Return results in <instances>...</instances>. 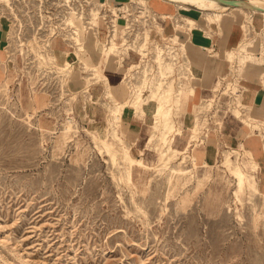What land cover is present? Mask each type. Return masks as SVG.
I'll return each instance as SVG.
<instances>
[{"label": "rangeland", "instance_id": "obj_1", "mask_svg": "<svg viewBox=\"0 0 264 264\" xmlns=\"http://www.w3.org/2000/svg\"><path fill=\"white\" fill-rule=\"evenodd\" d=\"M157 1L0 0V264H264V158L247 146L264 122L237 117L243 74L254 66L264 81L250 11L264 14L200 9L245 32L206 85L179 36L163 34ZM121 94L137 119L114 118ZM163 106L176 154H160Z\"/></svg>", "mask_w": 264, "mask_h": 264}, {"label": "crops", "instance_id": "obj_2", "mask_svg": "<svg viewBox=\"0 0 264 264\" xmlns=\"http://www.w3.org/2000/svg\"><path fill=\"white\" fill-rule=\"evenodd\" d=\"M97 1L103 5H111L112 8L123 7L128 2V0ZM152 9L158 16L160 14L167 16L166 19H163V34L169 36V38L177 34L180 43L186 45L187 55L192 65V74L199 78L198 81L209 85V82H204L209 76L214 79L218 75H222L224 71L228 73L229 69L221 68L219 64L221 62V64H224V61L227 60L225 57L227 52L236 49L244 40L245 32L242 28V21L240 22L238 18L230 13L224 14L220 20L212 16L213 20L209 21L205 17L204 10L161 0L153 3ZM250 16H252V31L258 29L259 34H261L264 31V16L253 14L251 11ZM179 18L185 22L184 32L176 30L175 24ZM189 18L195 22L193 28H191L190 23H186ZM259 44H261V41ZM214 54L218 56L216 59L217 66L214 63ZM185 62L187 61L185 60ZM239 89L243 115L240 116L236 113L235 115L242 120L250 119L255 122H264V81H262L261 70L257 72L254 66L246 70L241 78ZM189 91L186 95L189 97L195 96V94L190 95ZM123 101H125V96L118 95L117 102ZM137 114L138 112L133 107L128 106L122 112L121 119H137ZM186 117L190 119L189 115H186ZM247 146L254 151L257 159L264 158V141L262 139L249 138Z\"/></svg>", "mask_w": 264, "mask_h": 264}, {"label": "bare ground", "instance_id": "obj_3", "mask_svg": "<svg viewBox=\"0 0 264 264\" xmlns=\"http://www.w3.org/2000/svg\"><path fill=\"white\" fill-rule=\"evenodd\" d=\"M171 1H174V2H180V3H182V4H184V5H189V6H193V7H196V8H198V9H205V10H207V11H216V10H220L221 12H222V10H226L227 8H230V9H239V10H245V9H247V10H252V11H255V12H260V13H262V14H264V0H238V3H239V6H237V7H228V6H224V5H222L221 4V1L222 0H171ZM217 15V14H216ZM220 16V15H219ZM79 17L73 12V15L70 17V23H75V21L78 19ZM217 18H218V16H217ZM211 19V18H210ZM211 20H213V19H211ZM98 22V17L97 16H95V18H94V21H93V23H97ZM192 22V21H191ZM251 27V26H250ZM249 31H250V29H249ZM249 33V32H248ZM75 34L78 36V38L81 40V30L79 29V28H77L76 30H75ZM77 39V38H76ZM81 43V42H80ZM115 45H117V43H115V42H112V45L108 48V54H110V53H112L113 52V49H114V47H115ZM242 46V45H241ZM238 48V47H237ZM236 48V49H237ZM244 48V47H243ZM242 49V48H241ZM243 50V49H242ZM236 51V50H235ZM237 52V51H236ZM235 52V53H236ZM242 53V52H241ZM237 55V54H236ZM250 55V54H249ZM230 56V55H229ZM244 56V55H243ZM241 57V56H240ZM236 58V57H235ZM258 59V58H257ZM163 60V59H162ZM234 60V59H233ZM235 60H237V59H235ZM158 62H159V59H158ZM69 63V61H67V64ZM159 64V63H158ZM161 65V64H160ZM167 65H169V64H167ZM162 66V65H161ZM164 66V65H163ZM162 66V67H163ZM171 66V65H170ZM159 67V66H158ZM166 67V66H165ZM168 67V66H167ZM166 67V68H167ZM172 67V66H171ZM170 68V67H169ZM160 69V68H159ZM163 69V68H162ZM171 69V68H170ZM172 71V70H171ZM165 72V71H164ZM173 72V71H172ZM169 73V72H168ZM171 73V72H170ZM166 76V75H165ZM164 78V77H163ZM162 80V79H161ZM164 80V79H163ZM191 80H193V81H196V80H199V78L196 76V75H194V78H191ZM171 83V82H170ZM159 85H162V84H160L159 83ZM167 85V84H166ZM173 85V84H172ZM168 86H170V85H168ZM175 86H176V84H175ZM154 87H155V85H154ZM157 87V86H156ZM161 87V86H160ZM191 87V86H190ZM168 88V87H167ZM171 89V88H170ZM169 89V90H170ZM162 90H163V88H162ZM154 91V90H153ZM167 91V90H166ZM176 91V90H175ZM192 92H193V89L192 90H190L189 91V93H190V95H194V94H192ZM139 93V92H138ZM174 93V92H173ZM156 94H157V89H156ZM155 94V95H156ZM159 94V93H158ZM169 94V93H168ZM152 95V94H151ZM164 95V94H163ZM162 95V96H163ZM178 96L177 97H179V94H177ZM139 96V95H138ZM137 96V97H138ZM161 96V97H162ZM157 97L159 98V96L157 95ZM165 97H167V96H165ZM171 98V97H170ZM169 98V99H170ZM142 99V98H141ZM152 99V98H151ZM161 101H162V99H160ZM177 100V99H176ZM163 101H165L164 99H163ZM174 102V101H173ZM129 103V102H128ZM164 103V102H163ZM162 103V104H163ZM178 103V102H177ZM118 105H116L114 108H113V110H112V114L114 115V118L116 119V120H119L121 117H120V113H122V111H124V109L127 107L126 105H127V102H118L117 103ZM130 104V103H129ZM137 104H138V102H137ZM160 104V103H159ZM176 104V103H175ZM163 105H165V104H163ZM173 106V105H172ZM164 108V109H163ZM170 108V107H169ZM169 108H165V106H163V107H159V109H157V110H155L154 112L156 113V111H157V114L159 113L160 114V116H162L163 117V119H162V121H161V123L159 124L160 126H161V140H162V144H161V147H160V149L162 150L164 147L165 148H167V150L169 149V150H173V153H177V151L178 150H174L173 148H171V143H172V138L170 139L169 138V135L170 134H172L173 132H174V126H173V124L171 123V121H170V117H169V114H170V109ZM173 108V107H172ZM134 109V108H133ZM172 115V114H171ZM178 115V114H177ZM160 118V117H159ZM195 125H196V122H195ZM194 125V126H195ZM155 126H157V123H156V125ZM159 127V126H158ZM194 128V127H193ZM114 131V130H113ZM179 131V130H178ZM178 131H175V132H178ZM174 132V133H175ZM180 132V131H179ZM178 132V133H179ZM177 133V134H178ZM176 134V133H175ZM180 134V133H179ZM107 137V136H106ZM111 138V137H110ZM113 138L114 139H119L120 137H119V134H116L115 132H114V134H113ZM100 140H102V141H105L103 138H101L100 137ZM115 141V140H114ZM151 142V141H150ZM106 146H108L109 147V145L108 144H106ZM105 149V148H104ZM130 149V148H129ZM106 150V149H105ZM122 150H123V154H124V157L125 158H128V155H129V153H128V150L126 149V147H123L122 148ZM165 153V151L164 150H162L161 151V155H163ZM121 154V153H120ZM123 157V158H124ZM129 157H130V155H129ZM130 159H131V161H132V158L130 157ZM135 159V158H134ZM162 159V158H161ZM116 160V159H115ZM136 162H138V161H136ZM139 162H141L140 160H139ZM128 164H130V163H128ZM225 164L227 165V166H231L232 165V160H231V158H229V157H227L226 158V161H225ZM134 165V164H133ZM254 167H256V164H254L253 165ZM231 170V172L235 175V177L238 179V181H239V184H240V186L242 187L246 182L247 183H251V179H254V175H253V173L252 174H248V173H246V172H244L243 170H242V168L240 167V166H238V165H236V166H234V168H230ZM175 171V170H174ZM119 175H121V174H119ZM129 179V178H128ZM122 180V179H121ZM130 180V179H129Z\"/></svg>", "mask_w": 264, "mask_h": 264}, {"label": "water", "instance_id": "obj_4", "mask_svg": "<svg viewBox=\"0 0 264 264\" xmlns=\"http://www.w3.org/2000/svg\"><path fill=\"white\" fill-rule=\"evenodd\" d=\"M221 4L228 7H237L239 6L238 0H222Z\"/></svg>", "mask_w": 264, "mask_h": 264}, {"label": "built area", "instance_id": "obj_5", "mask_svg": "<svg viewBox=\"0 0 264 264\" xmlns=\"http://www.w3.org/2000/svg\"><path fill=\"white\" fill-rule=\"evenodd\" d=\"M122 8H124V6L123 7H119V8H115V9L120 10ZM262 140L264 141V136H263V139Z\"/></svg>", "mask_w": 264, "mask_h": 264}]
</instances>
